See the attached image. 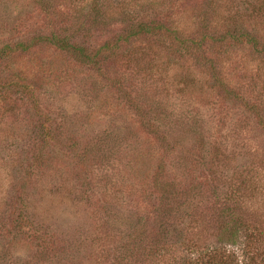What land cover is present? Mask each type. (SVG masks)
<instances>
[{"label":"rangeland","instance_id":"1","mask_svg":"<svg viewBox=\"0 0 264 264\" xmlns=\"http://www.w3.org/2000/svg\"><path fill=\"white\" fill-rule=\"evenodd\" d=\"M230 22L264 44V0H0V264L264 253V53L213 46Z\"/></svg>","mask_w":264,"mask_h":264},{"label":"trees","instance_id":"2","mask_svg":"<svg viewBox=\"0 0 264 264\" xmlns=\"http://www.w3.org/2000/svg\"><path fill=\"white\" fill-rule=\"evenodd\" d=\"M256 10V9H255ZM136 23V22H134ZM163 24L160 21H152V22H144V21H137L136 24L130 26V28L126 29L124 31V35H126V38L123 39V41H129V39H134L137 37L147 36V35H160L162 33ZM226 32L221 35L217 41H212L213 46H217L218 49L223 50L224 46L230 43L234 44H244V43H250L253 45L254 52L257 53H264V44H260L261 41L259 37L248 30H243L238 27L237 23H228ZM176 40L179 41L180 37L178 36V33L176 30H172L171 33ZM123 35V36H124ZM44 41L49 42L50 44H53V46L61 48L62 50L68 52L72 56H74L78 61L81 63H88V64H95L94 60L87 55V53L84 51L83 47H80L78 45L73 44L67 37H59L57 35L51 34L49 36H46L44 38ZM39 39H37L38 41ZM187 43L186 40L181 39L179 41V45L176 46L177 50L180 48L181 52H183V46ZM17 44V43H16ZM205 44V39H202V41H199L191 47L192 49L189 51L199 52L198 54L203 52L202 45ZM16 48H22L23 50L28 48L25 47L23 43H18L15 45ZM167 46L171 49L175 45L174 43H169ZM259 46V47H258ZM258 47V48H257ZM14 46L6 45V47L0 49V58L7 56L11 51H14ZM211 62V65L213 64V61L209 59ZM213 76H216L215 67H213ZM219 79H217L218 81ZM219 83L223 85L220 81ZM236 97V96H235ZM260 250H252V246L250 244H247V247L243 251V259H238L237 254L235 252L223 250V251H211L209 253H206V255L197 258L195 261L190 264H264V253H259Z\"/></svg>","mask_w":264,"mask_h":264}]
</instances>
